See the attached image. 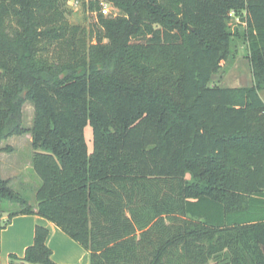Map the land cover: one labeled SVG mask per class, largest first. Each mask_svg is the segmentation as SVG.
Wrapping results in <instances>:
<instances>
[{
	"label": "trees",
	"instance_id": "obj_1",
	"mask_svg": "<svg viewBox=\"0 0 264 264\" xmlns=\"http://www.w3.org/2000/svg\"><path fill=\"white\" fill-rule=\"evenodd\" d=\"M66 1L0 0V152L32 103L37 214L90 264H264V0H110L129 18L100 15L97 45ZM233 12L251 86L214 81ZM252 142L255 157L230 160ZM4 200L25 209L0 232L35 214L0 177V218ZM49 235L37 225L10 264H56Z\"/></svg>",
	"mask_w": 264,
	"mask_h": 264
},
{
	"label": "rangeland",
	"instance_id": "obj_2",
	"mask_svg": "<svg viewBox=\"0 0 264 264\" xmlns=\"http://www.w3.org/2000/svg\"><path fill=\"white\" fill-rule=\"evenodd\" d=\"M160 2L166 4L167 1L160 0ZM92 3L96 8L100 7L101 10L92 12L89 9V5ZM97 4H99L98 7ZM65 8L69 22L73 26L86 29L93 45H97L99 40L98 30L101 28L98 23V18H100V15L104 17L121 16L127 17V19L129 18L127 13H124L122 9L116 7L110 0H67L65 2ZM103 9H107L108 13L104 14ZM240 16H235L230 24L232 31L236 34L232 44L231 55L224 62L219 73L214 77L215 82H218L221 86L230 88L251 86L253 83L252 53L249 42L242 36L245 27L237 22ZM104 43H108V40H104ZM259 94L264 101V86L259 89ZM33 117V104L27 103L23 109V126L26 132L14 136L3 143V148L11 147L13 151L11 153L0 152V177L3 179L8 177L10 182H12V188L16 192L23 193L22 197L28 201L29 207L35 210V192L40 185V181L35 176L32 168V135L29 130L33 124ZM253 134L257 135L258 133ZM84 135L88 152L92 154L94 151V143L93 130L90 125L86 126ZM259 147V144L252 142L242 145L239 148H233L229 155L230 160L231 158L255 157L259 152ZM262 158H264V151L262 152ZM24 209V207H21L17 203L4 200L1 208L2 215L0 224H6L12 213L23 211Z\"/></svg>",
	"mask_w": 264,
	"mask_h": 264
},
{
	"label": "crops",
	"instance_id": "obj_3",
	"mask_svg": "<svg viewBox=\"0 0 264 264\" xmlns=\"http://www.w3.org/2000/svg\"><path fill=\"white\" fill-rule=\"evenodd\" d=\"M4 180L10 181L8 177H5ZM10 186L12 187V182H10ZM20 194L23 195L21 192ZM34 211L33 215L14 217L11 224L0 232V264H10L9 256L12 254L20 258L24 257L26 249L34 243L37 225L44 226L50 231L47 244L53 252L52 258L56 264H90L91 256L87 250L72 240L59 227L37 214V207ZM2 219L4 218L2 217Z\"/></svg>",
	"mask_w": 264,
	"mask_h": 264
},
{
	"label": "built area",
	"instance_id": "obj_4",
	"mask_svg": "<svg viewBox=\"0 0 264 264\" xmlns=\"http://www.w3.org/2000/svg\"><path fill=\"white\" fill-rule=\"evenodd\" d=\"M103 13H104V14H107V13H108V10H107V9H103ZM231 16H232V17H235L236 15H235V13L233 12V13L231 14ZM237 22L239 23V20H238Z\"/></svg>",
	"mask_w": 264,
	"mask_h": 264
}]
</instances>
